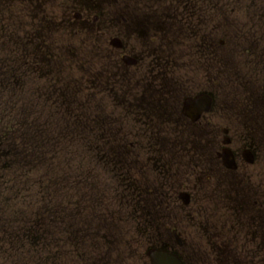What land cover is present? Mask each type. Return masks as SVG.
Listing matches in <instances>:
<instances>
[{"label": "flooded vegetation", "instance_id": "af4514ba", "mask_svg": "<svg viewBox=\"0 0 264 264\" xmlns=\"http://www.w3.org/2000/svg\"><path fill=\"white\" fill-rule=\"evenodd\" d=\"M14 1L16 5L13 8L14 11L8 8L7 2H0V74L3 75V79L20 81L21 75L25 77L30 73L29 76L37 83L32 93L34 96L37 95V88L43 85L39 80L51 86L55 85L54 98L50 101V107L60 106L61 108L59 110L57 108L56 111L66 113L69 109L75 110L77 106L79 119L85 104L83 81L73 83L70 87L73 90L72 96L59 85L63 66H53L55 59L49 55L51 45L48 46L46 43L47 26H49L50 34L54 22L51 8L66 9L65 3H69L66 5L72 9L67 19L75 20L74 22H83L84 15H89L93 9L98 12L100 9L101 14L97 18L94 16V19L100 21L101 16L103 24L92 35L93 53L100 59L95 66L99 74L102 69L111 70L114 78L110 84L112 93L109 95L107 91L99 88L96 93V102H93L94 117L100 116V110L104 106H109V127L101 126L102 131L99 133H116L123 140L128 137V133H146V137L148 133H152L151 141H158L160 147L146 154L156 156L160 165L174 171L171 175L173 178L169 177L166 182L171 192L162 186L163 189L160 192L162 201L177 203L184 192L188 195L189 205L192 202L200 203L205 214L214 207L216 214L211 217L214 219V224L210 225L211 230L208 224L197 223L194 226L198 225L200 231L202 226L208 227L206 236L200 231L196 232L204 237L205 250L214 252L217 257L229 258L225 264H244L239 257L226 253L237 250L234 244L243 236L244 228L254 227L257 230L254 234H245L246 240L258 242L254 251L260 253L258 254L260 258L252 264H264V251L261 247V241L264 242V239L261 240L260 230L255 226V224L258 226L260 221L261 227H264V186H262L264 185V149L261 147V138H264V96L253 99V109L249 107V104L244 105L243 99H240L241 104L245 106L244 113H241L236 125L228 124L221 127L219 132L212 130L218 129L213 121L203 123L207 115H202L199 121L193 122L183 111L184 102L189 98L186 93L190 94L189 89H185L187 86L190 88L195 85L193 83L195 74L191 73L196 68L198 71L203 69L204 81L207 83V78L211 76L212 58H239L238 68L241 80L247 83L244 87L252 84L260 94L264 91L262 72L260 77L256 69L245 62L247 47L256 55L257 51L261 50L254 44H245L248 40L239 37L232 38L230 51L224 40L218 37L219 29L222 33L229 29L227 12L225 13L224 9L236 0L221 2H214V0H157L155 2L152 0L150 5L140 0H125L127 18L124 40L118 38L117 30L111 27L110 23L103 21L108 20L104 5L116 0ZM72 2H76V5L74 6ZM214 7L217 9L216 14L218 12L226 14V17L221 18L215 25H213ZM82 9L88 11L80 12L79 10ZM21 12H25L26 15L22 17L20 23H17L15 16L20 17ZM166 13L169 17L165 16ZM239 14L238 9H232V15L235 17L231 21L232 25H237L235 21L239 19ZM165 17H168L170 21L165 22ZM171 21L178 22L180 25L184 23L185 27L182 28L184 34L170 32L166 25H170ZM111 24H114L113 19ZM27 26L29 28L26 31ZM151 26H153L152 31ZM141 29L144 37H142ZM42 31L45 38H42ZM102 34L110 35L109 44L104 43V46L98 47L96 43H99L100 38L97 36ZM42 40L45 42L46 49L40 51V54L43 53L40 55L37 47H41ZM81 42L84 47L82 40ZM110 45L114 46V54H109L106 50ZM82 53L85 56L84 50ZM26 54L27 56L22 57ZM110 55H113V58ZM252 63L256 64L253 61ZM182 71L184 73H181ZM220 71L228 74V62L224 63ZM39 72L44 73L39 75ZM224 79L228 82L229 78L226 76ZM63 86L67 85L64 83ZM27 88V84L22 87L20 82L19 88L13 94L14 104H22L21 97ZM79 91H81L80 97ZM180 93L184 95V98L179 97ZM48 103L49 101L46 100L43 104L48 105ZM33 104L39 105L40 102L35 99ZM228 107L229 102H224L226 111ZM225 115L228 116V113L226 112ZM257 115L262 118H257ZM139 117L143 124H139ZM250 121H255V125L250 124ZM111 122L115 125H111ZM240 126H252L255 133H244ZM224 128L228 130V133H224ZM166 137L168 139L164 142ZM226 138L229 139L228 144L225 143ZM128 145H130L128 149L130 152L136 150L137 142H129ZM141 145V148L144 147L143 145L147 146L144 147L145 150L150 149L148 142H143ZM225 149H229L233 154L234 169L223 163L222 153ZM246 154H250L253 164L247 163ZM135 155V159L127 160L131 171L133 160L137 162L136 172H142L151 167L148 163L141 162L140 153ZM228 202L236 206V213L230 214L236 220L235 225L227 226L224 233V224L218 215L222 212V208H227ZM176 215L178 216V213ZM174 231L179 236L174 233L175 242L171 246L172 249L187 247L192 251L194 247L201 245V243H195L194 246L191 243L193 237L191 231H187L181 222ZM228 232L236 234L228 237L230 235Z\"/></svg>", "mask_w": 264, "mask_h": 264}, {"label": "rangeland", "instance_id": "374dc122", "mask_svg": "<svg viewBox=\"0 0 264 264\" xmlns=\"http://www.w3.org/2000/svg\"><path fill=\"white\" fill-rule=\"evenodd\" d=\"M2 1L7 2L8 8L14 11L13 8L16 6L14 0H0V2ZM120 1L123 2L124 0ZM140 1L146 2L148 5L152 3V0ZM72 3L74 6L76 5V2ZM66 4L69 3L64 4L67 10L63 8H51L54 22L50 34L49 26H47L46 43L48 46L51 45L49 55L55 59L53 66H63L59 85L65 88L69 95L72 96L73 90L70 87L73 86V83H78L80 80L83 81L85 90L84 111L81 106L82 114L79 119L75 120H63L60 117H50L54 120H48L49 118L44 113L41 121H35V123L30 125L27 113L34 110L32 107L33 101L35 99H41L44 102L46 100L49 101L48 105H37L35 110H40V112H43L46 107H50V101L54 98L55 85L51 86L47 82L39 80L43 85L37 88V95H22L21 98L25 102L27 101V103L26 106L21 107L12 105L8 102L9 96L0 93V113L8 114L7 116L14 118L15 120L12 121L15 122H21V120L17 119L24 118L26 120L24 122L28 124L24 128L19 129L18 133H9L1 128L3 123L9 120L5 118L6 116L0 115V153L4 149H7L3 160H0V181L3 184L1 188L3 193L0 192V230H4L10 234L7 236L0 235V264H149L145 254L146 247L152 246L153 242H162L167 236L170 237V244H172V234L171 232L167 234V232L171 229H176V226L180 222L185 225L187 231H191L193 236L191 243L194 246L195 243H201L199 247H194L192 251L188 250L187 247L183 249L176 248L177 253L184 256L188 264L227 263L229 260L227 256L217 257L214 252L205 250L203 246L204 237L200 233H197L200 231V228L198 225L194 226L197 223L208 224L211 230L210 225L214 224V219L211 217L216 214L214 207L211 208L208 214H205L201 209L200 203L192 202L180 211L177 209L178 216L172 214L168 217L166 205L164 203L155 204L156 201L153 199L155 193L153 195L149 194L148 203L144 201V204L140 205L130 204L129 208L126 206V203L118 202V197L123 198L117 192L119 179L116 181L114 177L117 178V176H114L106 168L108 159L103 150L107 149L113 153V150H115L113 147L115 146L118 148L115 151H119V146L117 145L122 144L124 141L116 133H110L111 139H106L104 136H102L103 138H97V136L99 137L97 133L102 131L101 126L109 127V106H104L100 110V116H92V119L85 120L89 116L90 108L94 111L93 102H96L97 90L100 88L107 91L109 95L112 93L110 84L114 78V74L111 70L105 71V69H102L101 74H99L98 68L95 66L96 60L93 58V44L88 43L86 40L87 37L92 36L103 24L101 16L100 21L94 19V16L97 18L101 14V10L99 9L98 12L93 9L89 15H84L83 22H74L67 19L72 13L70 12L72 9ZM245 5L248 10L243 19L247 25H254V28H244L243 37H245L247 30L250 33L247 35L249 41L245 44H254L256 48L261 50L259 52L257 51L256 55L247 47L248 52L245 53V62L251 64L256 69L258 75L262 72L261 75L264 78V21L260 23L258 20L259 12H264V0H237L233 4V7L238 9ZM104 6L108 13V20L103 21L110 23L109 25L116 29V25L111 24V20L114 18L116 23V17L122 12V6H116L112 2ZM79 11L86 12L88 10L82 9ZM25 15V12H21L20 17L15 16V21L20 23L22 17H25ZM228 22L230 23V21ZM183 27H185L184 23L181 25V28ZM28 28L27 26L26 31ZM225 31L226 34L220 38L224 40L228 49L231 51L235 29L232 30L229 28ZM240 33L243 35L242 31ZM117 34L119 39H126L125 23L117 29ZM43 37L45 38L44 31H42ZM97 37L100 38L99 43H96L98 47L99 45L100 47L104 46V43L109 44L108 38L110 35L102 34V36L98 35ZM81 40L88 51H93L90 55H83L84 47ZM123 44H126V42H123ZM45 49V42L42 40L41 47H37L38 54ZM106 50L109 51L108 47ZM110 50L113 51L114 49L110 47ZM24 56H27V54L22 55V57ZM252 61L256 62V64L252 63ZM188 72L190 73V69ZM43 73L41 72L40 74ZM181 73L184 72L182 71ZM211 73L212 82L210 83H212V86L211 84L205 83L203 69L198 71L196 68L191 73L195 74L193 77V83L195 85L190 88L187 86L185 90L189 89V93L193 94L200 92L201 89H206L208 92H211L216 100L217 109L216 113L210 119L214 121L216 127L226 126L228 124L236 125L237 121L232 116L222 114L219 111L218 105L221 108L224 107V102L226 101L231 102L232 99L235 102L238 101L239 97L244 96L241 93L242 90H239L235 86L225 89L219 83H216L213 71ZM20 82L22 87L30 82L37 85L30 76L24 77L21 75ZM64 83L67 86L64 87ZM259 83L262 82L259 81ZM33 90L35 91V88ZM2 91L5 90L0 87V92ZM80 95L81 91H79V97ZM57 108L59 110L61 107L58 106ZM239 110L240 107L235 106L232 115L236 116ZM57 113L59 114V111ZM208 119L205 117L203 123L207 122ZM140 123L143 124L142 119L139 117ZM111 125H115V123L111 122ZM172 125L177 126L178 124ZM22 133H26V135L23 136ZM44 133H48L52 139H48L44 136ZM127 138L130 141L135 140V133H128ZM159 139H162V137H159ZM166 139L168 137L164 139V142H166ZM26 140L27 142H25ZM139 142L141 144L147 142L146 137L143 135ZM141 146L139 149L137 148L131 152L128 159H135V154L140 153L142 163L154 164L152 162L154 160L153 157L146 153H149L150 150H155L157 145L151 146L150 150H145L146 145H143L145 148H141ZM27 150L30 153H27ZM141 150L143 151L140 152ZM17 152H20V154L17 155ZM6 159L10 160L11 164L8 167H2L1 163ZM114 160L117 162L116 158ZM102 162L105 163L102 164ZM132 166L134 170L132 174H135L137 177L135 171L136 165L133 164ZM171 175L172 172L170 173L169 171L166 174L165 168L156 172L151 166L144 171V176L147 177V185L150 186V189L146 188L145 185H141L140 182L142 181L139 177H137V186L152 190L163 184L161 181L163 176L166 178V176L170 177ZM131 178L135 180L133 175ZM93 182L98 186L100 191V196H95L96 198L93 196V188L91 187V185L93 186ZM10 183H14L15 186L4 196V184ZM88 184H90V187H88ZM262 186L264 185L262 184ZM11 198H13L12 202H8ZM20 198L21 202H18ZM82 202H85V207L82 206ZM180 206L182 208L184 207L181 203ZM135 207L138 210L136 222L129 219V209ZM146 209L153 217L149 221L150 229L148 230L157 234L166 233V236H161L159 239L154 238L151 241L150 238H147L146 232L140 229L143 220L139 215L142 210L146 211ZM196 210L199 211L196 212ZM221 211L218 216L221 217V221L224 224L223 231L226 233L227 226L231 227V225H235L236 218H233L230 214L236 213V206L234 203L228 202L227 208H222ZM45 215L46 217L47 215L49 216L50 222L48 224L46 222L47 225L44 227H51L50 232L52 234H60V237H55L54 235L51 238L54 241L59 240V244L50 243L48 240L31 243L21 236L22 231L28 227H36V221L33 217L42 218ZM91 216L100 218L98 222H100V227L103 228L106 234L105 243L108 245L111 244L109 235H112L113 243L111 246L113 247L112 249L116 250L113 254H108L106 250L102 251L106 245L103 242L100 243L101 231L94 230L93 228L70 231L81 226L82 218L88 221ZM58 217L61 225H64V229L58 221L53 220V218ZM261 225L262 223L260 224V221L258 226L255 224L259 228L261 240H263L264 227H261ZM208 227H201L202 231L200 232L202 234L204 233L205 236ZM256 231L254 227L244 228L243 236L234 244L237 250L229 251L226 254L239 257L244 264H252L253 261H258L260 258L258 254L260 253L254 251L258 242L253 243L251 242L252 240L248 241L245 237V234H254ZM93 233H95L96 246H91L89 250L87 246ZM228 233L230 234L228 237H232L235 232ZM239 234L242 233L239 232ZM71 237L74 240H71ZM263 246L264 242L261 241V247L264 251ZM118 252L120 256L117 255ZM107 255H109V260L106 258Z\"/></svg>", "mask_w": 264, "mask_h": 264}, {"label": "water", "instance_id": "95a60500", "mask_svg": "<svg viewBox=\"0 0 264 264\" xmlns=\"http://www.w3.org/2000/svg\"><path fill=\"white\" fill-rule=\"evenodd\" d=\"M150 256L152 264H180L175 255L163 250H153Z\"/></svg>", "mask_w": 264, "mask_h": 264}, {"label": "trees", "instance_id": "16d2710c", "mask_svg": "<svg viewBox=\"0 0 264 264\" xmlns=\"http://www.w3.org/2000/svg\"><path fill=\"white\" fill-rule=\"evenodd\" d=\"M27 142V140L25 141ZM4 149V148H3ZM7 149H4L1 153H0V160H3V157L5 156V153H6ZM11 153H16V152H11ZM27 153H30L29 150H27ZM20 152H17V155H19ZM11 164V161L10 160H5L1 163V166L2 167H8L9 165Z\"/></svg>", "mask_w": 264, "mask_h": 264}]
</instances>
